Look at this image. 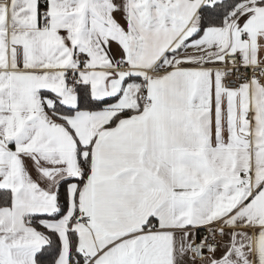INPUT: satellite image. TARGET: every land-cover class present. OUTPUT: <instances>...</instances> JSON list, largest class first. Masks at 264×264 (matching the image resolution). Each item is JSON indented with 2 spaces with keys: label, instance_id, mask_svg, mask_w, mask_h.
Returning a JSON list of instances; mask_svg holds the SVG:
<instances>
[{
  "label": "snow or ice",
  "instance_id": "1",
  "mask_svg": "<svg viewBox=\"0 0 264 264\" xmlns=\"http://www.w3.org/2000/svg\"><path fill=\"white\" fill-rule=\"evenodd\" d=\"M0 264H264V0H0Z\"/></svg>",
  "mask_w": 264,
  "mask_h": 264
}]
</instances>
